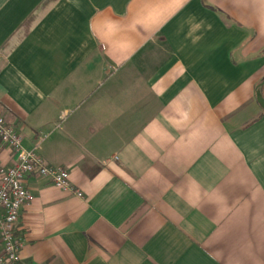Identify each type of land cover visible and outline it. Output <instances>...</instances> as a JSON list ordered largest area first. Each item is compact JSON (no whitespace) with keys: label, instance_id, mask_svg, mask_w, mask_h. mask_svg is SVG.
I'll return each instance as SVG.
<instances>
[{"label":"crops","instance_id":"0c3cea01","mask_svg":"<svg viewBox=\"0 0 264 264\" xmlns=\"http://www.w3.org/2000/svg\"><path fill=\"white\" fill-rule=\"evenodd\" d=\"M263 80L264 0H0V117L83 194L27 179L20 264H264Z\"/></svg>","mask_w":264,"mask_h":264},{"label":"built area","instance_id":"2783aa9c","mask_svg":"<svg viewBox=\"0 0 264 264\" xmlns=\"http://www.w3.org/2000/svg\"><path fill=\"white\" fill-rule=\"evenodd\" d=\"M39 144L31 150L25 149L21 134L0 117V146L15 155L11 166H0V264H20L24 240L18 235V224L22 211L32 201L26 185L30 176L47 178L54 187L83 198L72 187L68 170L44 162L38 153Z\"/></svg>","mask_w":264,"mask_h":264},{"label":"water","instance_id":"95a60500","mask_svg":"<svg viewBox=\"0 0 264 264\" xmlns=\"http://www.w3.org/2000/svg\"><path fill=\"white\" fill-rule=\"evenodd\" d=\"M263 84H264V80H263V82H261L260 86H262ZM256 100H257L258 104L262 107V109L264 110V99L262 98V96L259 92L256 94Z\"/></svg>","mask_w":264,"mask_h":264}]
</instances>
